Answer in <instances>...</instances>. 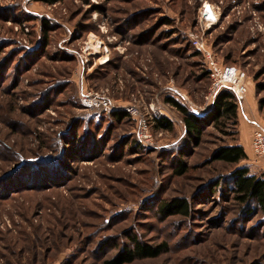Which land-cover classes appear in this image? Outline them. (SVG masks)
I'll return each mask as SVG.
<instances>
[{"label":"rangeland","instance_id":"rangeland-1","mask_svg":"<svg viewBox=\"0 0 264 264\" xmlns=\"http://www.w3.org/2000/svg\"><path fill=\"white\" fill-rule=\"evenodd\" d=\"M204 2L217 15L208 27ZM196 35L241 67L254 86L250 116L264 126V0H0V264H104L130 235L167 251L125 264H264V211L244 212L227 186L210 192L243 165L204 164L238 141L234 128L208 126L195 146L165 101L212 106ZM82 91L103 103L84 104ZM128 103L163 109L143 149L124 147L134 122L112 121ZM160 115L171 130L154 126ZM249 152L261 164L250 171L264 174ZM177 155L188 164L180 176ZM174 196L188 199L189 216L160 211Z\"/></svg>","mask_w":264,"mask_h":264},{"label":"trees","instance_id":"trees-1","mask_svg":"<svg viewBox=\"0 0 264 264\" xmlns=\"http://www.w3.org/2000/svg\"><path fill=\"white\" fill-rule=\"evenodd\" d=\"M46 1L53 3L57 0ZM44 25L45 27L49 26L46 21ZM203 74L204 77L209 78L207 70H205ZM256 86L257 89L261 88L260 85ZM165 101L180 113L184 132L195 146L200 144L204 130L208 126H232L234 128L232 134L238 138V104L234 92L230 89H222L213 99L210 109L203 113L191 110L188 106L171 95L166 96ZM259 107H261V104H259ZM111 116L112 121L128 119L133 122L123 110L112 112ZM154 126L157 129L171 130L173 128V123L167 116L160 115L154 119ZM74 144L82 146L84 142L81 139L80 142H77L75 136ZM88 145H92V142H88L87 146ZM125 146H128L127 149L135 150L144 148V145H142L135 136H133L132 139L127 137L124 138V147ZM177 156L178 162L173 172L175 175L180 176L187 172L188 164L180 159V155ZM245 159H247V153L244 147L238 143V141H235L216 146L212 150L210 157L205 160L204 164L213 161H221L237 165ZM221 186L228 187L229 193L232 194V199L243 205L242 210L244 212L250 213V211L253 210L264 211V174L252 173L247 164L237 165L227 175L218 176L212 181L210 192H213ZM160 211L167 215L180 214L189 216L192 209L187 198L174 196L160 204ZM166 251L167 243L165 241L159 244H151L130 235V246H123V248L112 257L104 260L103 263L125 264L138 259L154 258Z\"/></svg>","mask_w":264,"mask_h":264},{"label":"built area","instance_id":"built-area-1","mask_svg":"<svg viewBox=\"0 0 264 264\" xmlns=\"http://www.w3.org/2000/svg\"><path fill=\"white\" fill-rule=\"evenodd\" d=\"M217 20V15L208 2L202 4V12L199 18L201 27H208ZM194 45L200 50L203 62L207 68L210 86L206 101H213L215 96L224 88L230 89L234 92L237 102L242 103L246 93L247 85L241 80V67L236 64H222L213 55L212 51L198 38L194 36ZM103 95V94H102ZM101 94L88 91H82L81 99L86 105L98 106L101 101ZM107 109L113 108L112 101L106 100L104 102ZM163 109L156 107L153 103L147 105L145 109L140 108L134 103H128L124 106V111L134 122V135L136 139L144 146L152 145L155 140L150 127V119H153L158 112ZM166 114V113H165ZM167 115V114H166ZM252 135H251V148L253 154L257 158H264V126L259 124V121H252Z\"/></svg>","mask_w":264,"mask_h":264},{"label":"crops","instance_id":"crops-1","mask_svg":"<svg viewBox=\"0 0 264 264\" xmlns=\"http://www.w3.org/2000/svg\"><path fill=\"white\" fill-rule=\"evenodd\" d=\"M251 88L252 89L250 90L251 91L250 93H248V89H247V93L245 95L246 104L245 102L243 103V107H244L243 111L238 110V117H239L238 143H240L244 147L247 153V159L242 160L243 164H247L251 166V169H253L255 166L261 169L260 167L261 164L257 166L258 163L252 160V158L250 157L251 156L250 152H249V148L252 151V148H251V132H252V127H253L252 121H256V119L250 116L251 112H249L252 109L250 107L252 106L251 100L254 94V86H251Z\"/></svg>","mask_w":264,"mask_h":264}]
</instances>
